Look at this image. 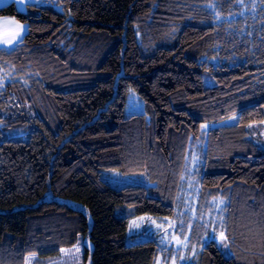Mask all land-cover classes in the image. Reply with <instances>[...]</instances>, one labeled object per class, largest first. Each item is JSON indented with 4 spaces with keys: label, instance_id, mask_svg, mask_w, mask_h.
<instances>
[{
    "label": "trees",
    "instance_id": "trees-1",
    "mask_svg": "<svg viewBox=\"0 0 264 264\" xmlns=\"http://www.w3.org/2000/svg\"><path fill=\"white\" fill-rule=\"evenodd\" d=\"M57 4L0 7L28 24L0 48V264L57 256L81 235L92 264H157V238L129 242L132 219L177 216L189 148L236 114L209 130L201 165L203 190L230 194L231 256L213 241L197 264H264L251 128L264 122V0ZM132 92L144 112L128 113ZM104 170L148 183L115 188Z\"/></svg>",
    "mask_w": 264,
    "mask_h": 264
},
{
    "label": "rangeland",
    "instance_id": "rangeland-1",
    "mask_svg": "<svg viewBox=\"0 0 264 264\" xmlns=\"http://www.w3.org/2000/svg\"><path fill=\"white\" fill-rule=\"evenodd\" d=\"M12 2L14 0H0V7ZM14 3L22 10L28 4H49L61 10L57 0H23L22 3ZM12 22L14 25H11ZM21 26L26 31L21 32ZM27 32L28 24L13 18L1 17L0 38L2 37V41L0 48H11L17 45ZM17 33H20L22 39L17 37ZM5 41L8 43H4ZM2 80L0 76V86ZM127 111L129 114L144 112V102L135 92L130 94ZM238 118L239 115L236 114L226 120L204 125L202 138L193 142L189 148L186 163L188 171L183 175L180 187L181 199L178 203L177 216L144 215L132 219L130 235L134 238H130L129 242L148 237L157 238L160 244L157 264H197L202 253L213 241L217 243L227 257L231 256L232 245L228 231L229 220L231 221L233 218V206L232 201H230V194L214 193L213 195L204 191L201 184V165L204 163L209 130L213 127L234 125L238 122ZM251 128L259 136L258 142L264 148V122L252 124ZM103 178L115 188L148 183L145 174H124L119 170H104ZM79 206L80 204H76V207ZM238 215H240L239 207ZM89 219L90 224H92L90 214ZM221 232H224L227 237L226 242L221 241ZM87 248L92 251L93 244L88 237L81 235L76 245L63 248L59 255L43 258L38 254H31L27 264H92V257L90 253H87Z\"/></svg>",
    "mask_w": 264,
    "mask_h": 264
},
{
    "label": "snow or ice",
    "instance_id": "snow-or-ice-1",
    "mask_svg": "<svg viewBox=\"0 0 264 264\" xmlns=\"http://www.w3.org/2000/svg\"><path fill=\"white\" fill-rule=\"evenodd\" d=\"M14 2H21L22 3L23 0H14ZM23 31H26V30L23 28V26H21V32H23ZM17 37L22 39V36L20 35V33H17ZM4 43H8V41H5ZM220 238H221V241H224V242L227 241V237L225 236L224 232L220 233ZM213 239H214V237H213ZM225 246H227L226 243H225Z\"/></svg>",
    "mask_w": 264,
    "mask_h": 264
},
{
    "label": "crops",
    "instance_id": "crops-1",
    "mask_svg": "<svg viewBox=\"0 0 264 264\" xmlns=\"http://www.w3.org/2000/svg\"><path fill=\"white\" fill-rule=\"evenodd\" d=\"M11 25H14V22L11 23ZM2 41V37L0 38V42Z\"/></svg>",
    "mask_w": 264,
    "mask_h": 264
}]
</instances>
